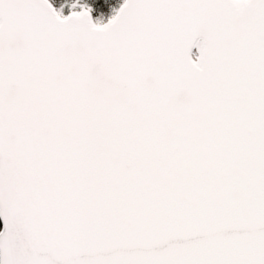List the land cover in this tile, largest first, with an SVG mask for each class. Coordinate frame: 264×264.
<instances>
[{"label":"snow or ice","instance_id":"obj_1","mask_svg":"<svg viewBox=\"0 0 264 264\" xmlns=\"http://www.w3.org/2000/svg\"><path fill=\"white\" fill-rule=\"evenodd\" d=\"M0 264H264V0H0Z\"/></svg>","mask_w":264,"mask_h":264}]
</instances>
